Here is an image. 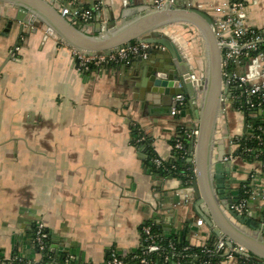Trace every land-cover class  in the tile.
I'll return each instance as SVG.
<instances>
[{"label":"crops","instance_id":"0c3cea01","mask_svg":"<svg viewBox=\"0 0 264 264\" xmlns=\"http://www.w3.org/2000/svg\"><path fill=\"white\" fill-rule=\"evenodd\" d=\"M186 1L210 17L220 0H173L170 6L179 9ZM241 1L247 27L264 32V0ZM153 2L65 0L64 6L69 10L99 6L88 22L72 17L67 21L89 37H107L157 11ZM17 8L0 2V14L15 16ZM0 22V264L39 261L32 241L39 222L48 232L51 255L65 256L67 264H105L112 251L132 255L141 249L140 231L146 223L165 237H179L195 247L215 236L198 214L207 215V205L198 206L191 189L176 178L151 174L131 143L130 127L136 126L150 139L156 157L166 160L173 142L188 136L192 127L198 131L197 121L185 112L172 116L171 107L144 101L127 81L131 59L79 71L72 57L77 50L60 35L41 28L31 33L33 28L26 25L18 38V22L9 33L4 31L6 21ZM186 25L185 29L172 24L166 33L181 43L194 71L203 68L207 73L205 38L198 27ZM227 94L221 93L222 101ZM215 116L206 162H213L215 146L223 140L231 151L223 158L227 162L231 157V199L239 200L241 189L251 186L245 214L264 226V161L237 155L238 140L250 137L256 125L263 126L264 115L250 113L245 132L243 117L229 100L223 114L217 110ZM190 153L195 174V150ZM227 218L230 223L222 217L225 225L251 234ZM198 219L201 226L196 225Z\"/></svg>","mask_w":264,"mask_h":264},{"label":"water","instance_id":"95a60500","mask_svg":"<svg viewBox=\"0 0 264 264\" xmlns=\"http://www.w3.org/2000/svg\"><path fill=\"white\" fill-rule=\"evenodd\" d=\"M0 2L18 6L15 16H9L7 13L0 14V21H6L4 31L7 33L14 27L13 22H18V38L24 35L23 30L26 25L33 28L31 33L41 28L46 34L51 35L54 32L60 35L66 44L84 56L107 55L118 51L123 46H131L134 41L149 45L145 55L131 58L132 64L127 81L133 84L135 91L142 94L144 101L164 108L176 107L180 115L185 112L197 121L198 134L188 139L190 143L188 151L195 150V174L190 189L197 205L205 203L208 207L207 215L200 211L198 214L205 224L212 228L215 236L226 238L228 247H232L233 242L242 247L253 261L264 264V226L253 220L252 215L250 217L247 214L239 215L231 210V206L238 200L231 199L233 193L228 189L232 181L231 159L223 162V158L225 155H230L231 151L224 147L223 140H219L215 146L217 152L213 155V162H206V156L211 154L210 149L213 147L212 135L216 112L219 110L222 115L224 104L228 100L231 102L229 87L224 84L221 89V56L213 33L212 20L206 13L194 8L177 9L167 4L163 9L144 16L125 30L117 31L107 37H89L70 26L67 21L70 15L60 16L64 2L54 0H0ZM28 11L30 13L27 17L25 14ZM176 23L185 29L186 23L200 29L209 54V67L206 74L203 68L200 73L192 69L181 43L177 38L166 33L168 27ZM222 92H228L226 101L221 100ZM178 95L184 97L182 105H177L174 101ZM197 97L200 100H197ZM250 113L259 117L264 115V110L242 112L243 132L247 128ZM192 130L193 127L189 129L190 133ZM227 137L225 134L223 139ZM252 153L254 154L255 151ZM188 160L192 162L191 155ZM236 195L238 196L239 193L237 192ZM222 217L228 223L230 222L227 217H231L239 225L248 228L251 234H245L225 225ZM62 258L65 259V256Z\"/></svg>","mask_w":264,"mask_h":264},{"label":"built area","instance_id":"2783aa9c","mask_svg":"<svg viewBox=\"0 0 264 264\" xmlns=\"http://www.w3.org/2000/svg\"><path fill=\"white\" fill-rule=\"evenodd\" d=\"M54 1L64 2L65 0ZM172 1L154 0L153 8L155 10H161L167 4L171 5ZM184 6L186 8H192L191 3L188 1L185 2ZM200 7L201 5L197 6V8ZM98 10L99 6L82 10H69L63 6L61 15H70L72 18L81 22H88L92 18L93 13ZM210 18L221 56L222 82L229 87V91L231 92L230 101L233 107L235 103L238 104V107H234V109L242 112L264 110V32L247 27L246 5L241 0H220L219 4L213 9ZM148 48L149 45L147 44L133 43L131 46H123L118 51L107 55L84 56L78 51H74L72 57L79 71H91L92 69L126 63L131 58L145 55ZM174 101L177 105H182L184 103V97L178 95L174 98ZM177 113L178 109L173 107L171 109V115L174 116ZM262 127V125H257L255 128L260 131ZM197 134L198 131L193 130L187 137L189 139L195 137ZM175 148L182 149V145L177 142ZM249 150H246V152H249ZM225 159L227 160V158ZM230 159L231 157L228 160ZM154 162L158 166L161 163V159L156 157ZM231 210L239 215L245 214L247 200H238L237 203L231 206ZM202 224L203 221L201 219L196 221L197 226H201ZM140 233L142 241L141 255H133L128 259V256H121L112 251L109 253L105 264H153L148 259V255L150 254L160 255L162 257L161 264H179L178 258L181 255L175 250L173 244H169L168 251L159 245L157 242L158 235L152 232L151 224H144L141 227ZM32 241L37 254L40 255V259L30 264H42L41 258L50 253V248L48 232L41 222L37 223L34 227ZM204 245L199 247L203 248L202 252L206 255L223 251L227 255V259H234L233 255L237 254L244 258L245 261H253L242 247H228L224 239H218L213 250L207 249ZM189 249L190 245L184 247L183 251H188ZM194 257L197 256L194 255ZM174 259L176 262H172ZM14 261L20 262L19 259H14ZM50 264H57L56 259L53 258ZM200 264L210 263L203 261Z\"/></svg>","mask_w":264,"mask_h":264},{"label":"trees","instance_id":"16d2710c","mask_svg":"<svg viewBox=\"0 0 264 264\" xmlns=\"http://www.w3.org/2000/svg\"><path fill=\"white\" fill-rule=\"evenodd\" d=\"M234 107H238V104L235 103ZM130 134L131 143L144 158V165L149 169L151 174L159 178L173 177L180 182L183 188L188 189L191 187L193 182V164L188 160L190 158V152L188 151L190 143L188 139L182 136L176 142H173L171 156L166 160H161L160 165L157 166L154 162L156 155L150 139L144 137L136 126L130 127ZM177 142L182 145V149L175 148ZM237 143L240 145L238 155L248 160L257 158L258 160L264 161V125L260 131L255 128L252 137L239 139ZM248 149H250L249 152H246ZM253 151H255L254 154L252 153ZM250 194V188L248 186L243 187L240 191L239 201L243 199L247 200ZM152 232L158 235L157 242L164 247L166 251L169 250V244H173L175 250L181 255L180 258H178L179 264H200V262L203 261H207L210 264H220L227 259V255L223 251L206 255L202 252L203 248L199 246L195 247L190 245L188 251H183V248L189 245L185 240L174 236L165 237L155 225H152ZM217 241L218 238L211 236L204 246H206L207 249L213 250ZM141 253L142 251L140 249L132 255H129L128 259L130 256L141 255ZM194 255L197 257H194ZM53 258L51 253L46 254L41 258L42 264H50ZM233 258L236 264H260L251 260L245 261L244 258L237 254H234ZM54 259H56L57 264H65L64 258L62 257ZM148 259L152 261L153 264L162 263V257L158 254H150L148 255ZM172 262H176V260L174 259ZM14 264L18 263L15 262Z\"/></svg>","mask_w":264,"mask_h":264},{"label":"rangeland","instance_id":"374dc122","mask_svg":"<svg viewBox=\"0 0 264 264\" xmlns=\"http://www.w3.org/2000/svg\"><path fill=\"white\" fill-rule=\"evenodd\" d=\"M238 112H240V113H241V115H242V111L238 110Z\"/></svg>","mask_w":264,"mask_h":264}]
</instances>
